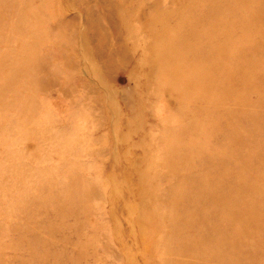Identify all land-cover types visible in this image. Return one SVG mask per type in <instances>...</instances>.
Instances as JSON below:
<instances>
[{
  "label": "rangeland",
  "instance_id": "374dc122",
  "mask_svg": "<svg viewBox=\"0 0 264 264\" xmlns=\"http://www.w3.org/2000/svg\"><path fill=\"white\" fill-rule=\"evenodd\" d=\"M0 264H264V0H0Z\"/></svg>",
  "mask_w": 264,
  "mask_h": 264
},
{
  "label": "bare ground",
  "instance_id": "6f19581e",
  "mask_svg": "<svg viewBox=\"0 0 264 264\" xmlns=\"http://www.w3.org/2000/svg\"><path fill=\"white\" fill-rule=\"evenodd\" d=\"M184 49V48H183ZM48 127V126H47Z\"/></svg>",
  "mask_w": 264,
  "mask_h": 264
}]
</instances>
